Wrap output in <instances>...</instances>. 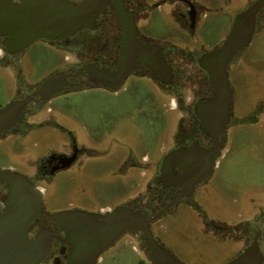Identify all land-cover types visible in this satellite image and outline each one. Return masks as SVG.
<instances>
[{"label":"rangeland","instance_id":"374dc122","mask_svg":"<svg viewBox=\"0 0 264 264\" xmlns=\"http://www.w3.org/2000/svg\"><path fill=\"white\" fill-rule=\"evenodd\" d=\"M189 1L198 16L192 31L187 21ZM256 1L137 0L143 32L176 50L177 59L170 67L182 87L170 86L169 94L151 77L132 75L116 91L87 85L67 89L43 107L31 104L23 123L0 133V168L17 167L32 179L46 155L72 139L83 148L82 169L78 164L39 183L48 211L62 210L71 203L90 209L126 205L156 217L177 193L167 195L161 185L147 183L149 174L139 178L146 166H127L134 161L144 163L150 155L162 159L171 147L188 140L184 132L190 128L186 126L190 119L185 111L194 116V102L201 95L189 59L195 55V66L202 47L214 49L222 44L236 16ZM256 22L252 41L230 66L238 92L236 111L245 121L227 128L217 165L200 187L206 195L199 206L179 203L151 226L155 239L185 264H229L250 244L256 227L264 228L260 221L264 210V114L256 120L247 114H253L254 100L264 101V8ZM104 32L102 25L71 39H40L18 55H5L0 45V109L33 95L56 72L78 70L89 60L90 52L97 63L102 62ZM154 199L162 201L159 207ZM189 202L195 204L194 198ZM134 235L124 234L99 264H155L145 233ZM237 236L246 241L236 240ZM261 250L264 255V243Z\"/></svg>","mask_w":264,"mask_h":264},{"label":"flooded vegetation","instance_id":"af4514ba","mask_svg":"<svg viewBox=\"0 0 264 264\" xmlns=\"http://www.w3.org/2000/svg\"><path fill=\"white\" fill-rule=\"evenodd\" d=\"M73 1L78 4L85 0ZM187 7L188 27L192 31L195 29L198 20L197 8L191 1L188 2ZM142 18H140V13L137 11V0H125L123 8L117 7L116 2L111 1L108 5L106 13L102 14L97 19V28H87L81 30L73 36H65L53 41L47 40L49 42H56L65 38L71 39L83 31L97 30L101 28L102 25L106 27V32H104L101 40V44L104 45V47L101 48L102 50H100L102 62L97 63V60L92 56L93 53L90 52L88 55L89 60L78 70L62 72L70 76L61 86L56 82L51 83V85L47 86V88H42L43 83L39 85L38 90L43 89L45 91L44 95H37L35 99L26 106L23 112V121L25 119L26 109L31 104H39L43 107L44 104L48 103L50 99L57 94L66 91L67 89H76L87 85L103 86L116 91L122 87V85L132 75L151 77L158 85L165 88L166 92L169 94L172 93V90L169 88L170 86L182 87V81L178 79V76L175 73L171 80H168L166 75V68L169 66L173 67V63L175 62V59H177L175 58L177 55L176 50L166 42L157 41L148 37L143 32L142 26L140 25V20ZM255 33L256 30L254 34ZM115 44L118 46L116 50L114 47ZM0 45L4 48L3 53L5 55H18L23 52L12 54L8 52L7 48L1 42ZM222 45L223 43L214 49L202 47L203 50L200 51L201 53L197 58V62H195V66L193 63L195 55H191L189 59V63L193 64L194 72L197 75L196 81L199 86L198 89L201 91V95L194 102V116H192L188 111H185L186 117L188 116L190 119V125L188 123L186 124V126L190 128L184 132V134L187 133L186 138H188V140L182 142V144L178 146L171 147L169 151L164 153L162 159L160 158L156 160V156L150 155L147 159H145L144 163L143 161H134L127 166L130 168L146 166V173H142V176L139 178L144 179L146 178V174H149V177L146 178L147 183L152 182L153 184L161 185L167 195H171L174 192L177 193L175 199L170 203H167L163 210L157 215L159 216L164 212L160 218H162L167 211L184 201L187 202V205L190 207L195 208L199 206V201H201L202 198H205L206 195V192H203L204 189H200V187L212 174L196 184H194L195 180L193 177L189 176L191 173H195L194 177L198 176L202 178L206 173H208L209 166L211 164L213 165V163L214 170L217 165V159L224 147V136L227 128L232 125V123L245 121L244 116L241 117V114L236 111V97L238 92L232 79L233 70L231 69V65L234 64L235 58L246 47L238 50V52L233 56L226 66L225 73L222 69L221 60L211 54L218 50ZM89 56L92 57V60ZM94 69L101 71L103 76L106 75V79L101 81L102 83L97 81V72H95ZM115 75H119L121 78L115 79ZM160 78L164 81H168L169 83H164ZM226 80H228V85L232 91L228 112L223 111L224 105L221 97H218V99L221 98V101L219 100L220 103L217 106H213L210 103V99L215 98L217 89L224 87ZM55 87H60V92L54 94V96L50 98H44L48 97L53 90V93H55ZM262 87L263 86L259 85L260 91H262ZM37 91H35V93ZM254 104L255 106L252 110L253 114H247L250 119L254 118L256 120V118L259 119L261 118V115L264 114V101L254 100ZM18 126L19 124L14 128H17ZM79 148V145L70 139L69 144H62L60 148L53 149L50 153H48V155H46V158L38 167V172L40 174L38 173L32 179L27 178L35 187H38L40 182L51 181L60 171L82 164L84 160L80 153H82L83 148ZM177 150L184 151L183 157H181L180 161L177 163H166L168 155ZM159 160H161V163L159 170H157L156 167L158 166L157 163ZM4 167L11 169L13 172L22 174L17 167ZM79 167L82 169L81 165ZM178 182L180 184H177ZM9 189V182L0 181L1 210H4L6 207ZM191 198H194L195 204H190L189 200ZM153 202L159 207L162 201L160 199H154ZM46 207L47 199L43 194L41 215L37 216L29 226L28 243L30 245V252L35 254V256H32V264H68L70 260H73L76 264H99L107 249L114 245L124 234L134 235L135 233L133 238H137V233L143 231L127 229L118 240L105 248V246H102L100 242L98 243L93 240L94 228L97 223L103 221L104 216L120 208L130 209V206L104 205L98 208L90 209L71 203L68 207L58 211H48ZM61 212H69L72 214L69 219V223L72 227L70 234L66 233L58 221L49 218V215ZM82 212L92 215L91 217L88 215L86 216L87 222L85 224H83L85 216L83 217ZM160 218L152 221L151 226ZM260 221L263 222L264 225V210L260 216ZM85 226H87L86 228L90 232L85 231ZM235 228L237 230V226H235ZM45 237L48 248L44 254L40 255L43 251L42 242ZM234 238H237L236 240L241 239L246 241V239H243L242 236ZM255 241L258 243L259 249L262 252L261 245L264 243V228L256 227V234L253 236V239L250 244L246 246V248Z\"/></svg>","mask_w":264,"mask_h":264},{"label":"water","instance_id":"95a60500","mask_svg":"<svg viewBox=\"0 0 264 264\" xmlns=\"http://www.w3.org/2000/svg\"><path fill=\"white\" fill-rule=\"evenodd\" d=\"M111 1L116 2L119 8H123L125 3V0H85L78 4L73 0H0V42L9 53L14 54L22 52L40 39L53 41L65 36H73L87 28L95 29L98 26L97 19L106 13ZM263 8L264 0H257L239 13L223 45L211 53L221 60L225 73L227 64L238 50L244 49L250 44L255 32L256 16ZM94 71L97 72L98 82L106 79V75L103 76L101 71L98 69H94ZM166 75L168 80L173 78L170 66L166 68ZM69 76L62 72L56 73L42 84V88H47L53 82L61 86ZM120 78L121 76L115 75V79ZM161 80L164 83L168 82ZM55 88V93L53 90L51 91L52 95L49 94L44 98H50L60 92V87ZM44 92L43 89H39L33 95L15 100L1 108L0 132H5L20 124L23 121V112L26 106L37 95H44ZM218 97L223 99V111L228 112L232 97L228 80L225 81L224 87L217 89L215 98L210 99L213 106L220 103L221 98L218 99ZM183 154L184 151L180 150L172 152L166 158V163H177ZM213 166L214 163L209 166L208 173L202 178L194 177L195 173H191L189 177H193L194 184L201 182L212 173ZM0 181L10 183L6 207L4 210L0 209V264H32V256L35 254L30 252L28 243L29 226L37 216L41 215L43 193L26 176L13 172L9 168L0 169ZM163 213L151 217L145 211L120 208L104 216L103 221L97 223L94 228L93 240L100 242L106 248L118 240L127 229L143 230L146 235V244L155 264H185L161 245L151 230V222L160 218ZM71 215L69 212H61L51 214L49 218L58 221L66 233L70 234L72 230L69 223ZM82 215L85 216L83 224L87 222V215L92 216L87 213ZM86 227L85 231L90 232ZM42 243L43 251L40 255L44 254L48 248L46 237L43 238ZM263 263L264 255L255 241L229 264ZM68 264L76 263L70 260Z\"/></svg>","mask_w":264,"mask_h":264}]
</instances>
